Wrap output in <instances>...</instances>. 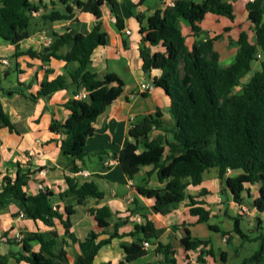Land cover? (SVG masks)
Instances as JSON below:
<instances>
[{
	"label": "trees",
	"instance_id": "obj_1",
	"mask_svg": "<svg viewBox=\"0 0 264 264\" xmlns=\"http://www.w3.org/2000/svg\"><path fill=\"white\" fill-rule=\"evenodd\" d=\"M118 1L59 0L65 13L50 11L42 14L40 19L49 22L70 19L74 10L90 13L100 19V7L106 4L114 13L115 23L121 30V18L115 13ZM262 2L263 0H248L246 3L248 11L257 12V17H252L254 43L249 42L245 32H240L236 40L234 60L226 67L220 65L219 53L213 49L211 38L204 37L188 47L180 23H187L193 35H199L201 28L198 23L206 13L233 21L234 9L227 0H175L174 5L170 6L164 15L154 11L147 16L144 24L143 16L136 15L142 42L139 49L141 69L145 74L153 68L160 70V74L152 78V84L162 88L169 96L173 123L164 126L160 120L159 109L142 118L129 128V133L136 139L143 138L145 149L138 152L137 142L128 143L117 154V160L121 171L127 177H132L141 167L151 165L160 182L167 179L163 187L150 188L144 184L138 188L141 195L153 198L154 206L163 213L175 209L184 198L186 179H190L191 184L198 185L202 173L212 167L218 168L219 176L224 180L225 187L234 201H239L242 191L248 192L247 185L257 184L258 195L254 206L258 211H264V59L261 60V70L255 71L249 81L241 85V92H233V87L239 84V79L250 70L251 61L257 59L258 50L264 51ZM38 9L39 6L30 0H0V38L9 41L17 50L19 43L32 34L31 27L35 24L33 16ZM106 43L102 24L97 22L86 34L74 33L70 27L62 33L53 31L52 40L47 46L38 52L32 49L25 52L43 62L56 58L79 63L78 68L70 73V82L60 75L51 80L44 79L36 94L30 95L32 98L47 99L55 91L70 87H74L73 94H77L80 87L88 92L86 99H68L63 105L70 111V115L63 122L54 118L49 125L51 131L64 135L60 148L63 155L67 156L69 170L73 173L80 171L76 160H82L85 155L84 144L86 138L94 133L93 124L97 116L122 92L123 81L117 75L108 73L99 78L96 73L87 69L94 49ZM67 44H71L70 49L65 53L60 52ZM150 46H158L160 50L152 52ZM21 54L22 52H15L16 56ZM18 91L12 89L6 93L12 95ZM141 94L145 96L146 92ZM2 127L7 128L9 132L16 131L0 101V128ZM160 127H163L165 132L172 133L173 141H164L162 135L148 139L150 130ZM228 170L237 173L234 176H226ZM27 175L3 177L0 204H4L8 198H13L23 207L26 217L39 220L50 227L54 226L53 219H58L64 227V235L72 242H77L75 235L70 231L69 217L74 213V206L81 204L88 197L100 199L104 196L103 192L93 181H86L78 186L73 177L66 176L67 188L57 194L58 198L66 200L64 219L53 204V192L46 189L38 190L33 195L24 192V180ZM149 175L146 173L145 177ZM202 193H206V190L202 189ZM203 204V201L189 196L190 214L197 216L198 222L206 223L210 231L225 236L228 232L209 222V211ZM144 210L145 206L139 198L134 197L129 208L130 214ZM93 213L98 226H108V219L112 215L108 207H98ZM231 219L232 232L239 236L242 242L258 241L257 250L239 264L264 261V232L250 237L240 227L238 218ZM120 224L121 222L116 223L114 231L107 238L97 242H94L96 233L91 231L79 242L84 254H77L72 264H90L102 246L114 238H122L124 235L117 230ZM257 224L260 230L259 218ZM128 235L135 238L132 242H120L124 260L119 264L145 255L147 250L143 247L144 241L154 242L155 251L162 254L165 261L174 263V259L169 258L174 251L170 245L156 241V230L150 219L146 218L144 223H135L134 229ZM56 237L55 231L51 232L48 239L40 232L23 233L18 240L22 244L23 252L0 254V264H7L9 257L29 264H61L65 250L61 247L54 252ZM34 242L39 244L37 251L32 250ZM180 243L185 250H192L207 246L208 240L184 236ZM201 254L214 256L210 247L201 250ZM219 255L224 261V252H219ZM198 259L203 261L201 255Z\"/></svg>",
	"mask_w": 264,
	"mask_h": 264
},
{
	"label": "crops",
	"instance_id": "obj_2",
	"mask_svg": "<svg viewBox=\"0 0 264 264\" xmlns=\"http://www.w3.org/2000/svg\"><path fill=\"white\" fill-rule=\"evenodd\" d=\"M30 1L39 6L33 16L35 24L32 34L19 43L17 50L9 41L0 38V101L5 114L16 129L15 132H9L7 128H0V191L4 176L14 178L17 174H28L24 180V192L36 194L39 185L53 192L55 194L53 204L62 213L64 219L66 218L64 213L66 200L58 198L57 194L67 188L66 176L73 177L78 186L86 181L95 182L104 196L100 199L88 197L81 204L74 206V213L69 219L70 231L75 235L77 242H72L64 235V227L58 219H53L54 226L52 227L39 220H32L25 216L24 209L17 200L8 198L4 204H0V234H4V237L0 239V254L23 252L22 244L17 240L16 235L40 232L45 239H48L51 237V232L55 231L57 237L53 247L54 252L62 247L65 255L62 257L61 264H72L77 254H84L79 242L83 241L91 231L96 233L97 238L94 242H97L107 238L114 231L115 224L121 222L117 230L124 236L114 238L107 245L102 246L90 263L119 264L124 260L120 242H132L135 238L128 235L135 225V222L128 217L134 197L139 198L145 210L132 214L141 215L143 223L146 218L153 222L157 234L156 241L171 246L174 253L169 255V258L174 259V263L165 261L164 256L155 251L154 242L144 241L148 243L144 247L147 250L146 254L123 264H233L234 258L241 254L239 250L242 251L251 245L257 250L258 241L242 242L239 236L237 238L236 235L233 236L231 219L238 218L240 227L250 237L264 232V211L260 212L254 206V200L258 195L257 184L247 185L248 192L242 191L239 201H234L225 187L224 180L219 176L218 168L212 167L202 173L201 182L198 185H193L190 179H186L184 198L175 209L163 213L154 206V199L141 195L138 188L144 184L150 188L163 187L167 179L160 182L151 165L141 167L132 177H127L120 169L117 154L128 143L137 142L138 152L145 149L143 138L136 139L130 135L131 126L155 112L156 109L161 112L160 120L164 126H170L173 123L170 114V99L162 88L154 86L145 96L139 92V82L152 83V78L158 76L160 70L153 68L145 74L141 69L142 60L139 49L142 42L136 15L143 16L142 24L154 11L164 15L169 9L167 0H119L115 6V13L121 18L120 23L123 27L121 30L115 23L114 13L106 4L100 7L102 14L100 19H96L90 13L74 10L73 17L70 19L49 22L40 19V16L55 10L65 13L59 0ZM227 1L234 9L233 21L228 18L225 20L220 15L206 13L203 20L198 23L201 28L199 35H193L187 23L183 21L180 23L188 47L204 37L212 39L213 49L219 53V63L222 67L233 62L237 50L236 40L240 32H245L249 42L254 43L252 17H257V12L246 9L248 0ZM262 19L264 20V0ZM97 22L102 24L107 43L94 49L87 69L96 73L99 78H103L108 73L117 75L123 81V88L121 94L97 116L93 124L94 133L86 138L84 144L85 155L82 160H76L80 171L89 172V176L83 177L79 174L80 171L73 173L69 170L67 156L63 155L60 148L64 135L49 129L52 119L63 122L70 115V111L63 104L68 99L75 98L74 87L59 89L47 99L30 96L36 94L44 79L51 80L60 75L70 82V73L78 68L79 63L56 58L43 62L38 58L30 57L25 52L29 49L38 52L47 46L52 40L53 31L62 33L70 27L74 33L86 34ZM125 30H128L129 34H125ZM216 42H220V48ZM70 47L71 44H67L61 48L60 52L65 53ZM149 49L152 52L160 50L158 46H150ZM258 51L261 59L251 61L250 70L239 79V84L233 87L234 93H240L241 85L248 82L255 71L261 70L264 51ZM15 52H22V54L16 56ZM4 60L7 63H4ZM119 65H122L125 74L119 73L117 69ZM13 66L16 71L15 82L11 79ZM235 88H237L236 91ZM12 89L19 91L8 95L6 91ZM81 90L80 87L78 93ZM158 135H162L164 141H173L172 133L165 132L163 127L150 130L148 139H153ZM86 156L91 162H97L99 165L95 170L90 171L87 168L84 160ZM146 173L150 175L145 177ZM236 173V171L228 170L226 176H234ZM135 177H138V181ZM202 189H205L206 193H202ZM189 196L204 202L203 207L209 211V222L228 232L225 236L210 231L206 223L198 222L197 216L190 214ZM102 206L108 207L112 213L107 227L98 226L94 219V210ZM257 218L261 220L260 230L257 226ZM184 236L208 240V244L196 249L185 250L180 243V239ZM8 240H16V242L9 243ZM208 247L213 250L214 256L201 254V250ZM38 249L39 244L32 243V250L37 251ZM221 251L224 252V261L219 255ZM199 255L203 261H199ZM239 263L236 260L234 264ZM7 264L29 263L9 257ZM248 264H264V261Z\"/></svg>",
	"mask_w": 264,
	"mask_h": 264
},
{
	"label": "built area",
	"instance_id": "obj_3",
	"mask_svg": "<svg viewBox=\"0 0 264 264\" xmlns=\"http://www.w3.org/2000/svg\"><path fill=\"white\" fill-rule=\"evenodd\" d=\"M252 1V0H250ZM175 0H167V5L173 6L174 5ZM125 34H129L128 30H125ZM256 58L257 59H261V55L258 52L256 54ZM4 63H7L6 60L3 61ZM154 87V85L152 83H148V82H139V92H150L152 90V88ZM88 96V92L86 90H81L78 94L75 95L76 99H86ZM80 175H82L83 177H87L89 176V172H87L86 170H82L79 172ZM45 188H43L41 185H39V190H44ZM128 217L130 218L131 221L135 222V223H141L143 222V218L141 215L139 214H128ZM4 236L2 234H0V239H2ZM17 240L21 239V235H16ZM225 239V238H224ZM148 245L147 242H143V247H146Z\"/></svg>",
	"mask_w": 264,
	"mask_h": 264
},
{
	"label": "rangeland",
	"instance_id": "obj_4",
	"mask_svg": "<svg viewBox=\"0 0 264 264\" xmlns=\"http://www.w3.org/2000/svg\"><path fill=\"white\" fill-rule=\"evenodd\" d=\"M238 10H237V15H238ZM36 14V13H35ZM34 14V15H35ZM221 18H225V20H227L226 19V17H221ZM34 26V25H33ZM33 26L31 27V31L33 30ZM217 26V25H216ZM113 28L116 30V28L113 26ZM219 43L220 42H216V45L220 48V45H219ZM117 69H118V71H119V73L120 74H125V70H124V68L122 67V65H119L118 67H117ZM12 70H13V72L11 73V79L15 82L16 81V71H14V66H13V68H12ZM128 76H130V75H128ZM129 82V81H128ZM237 90V88H235V91ZM84 160H85V162H86V166H87V168L91 171V170H95V168H97L99 165L97 164V162L95 163V162H91L90 161V159H88V157L86 156L85 158H84ZM135 180L136 181H138V177H135ZM243 227H244V225H243ZM263 231H264V228H263ZM236 234L234 233V235L233 236H235ZM236 238H237V235L235 236ZM226 238V237H225ZM242 250V249H241ZM254 250H256V247H252V245L251 246H247L244 250H242V251H238V252H240L241 254H240V256L239 257H235L234 258V261H233V264L236 262V260L237 261H239V262H241L242 261V259H244L245 257H248V256H250L253 252H254Z\"/></svg>",
	"mask_w": 264,
	"mask_h": 264
}]
</instances>
